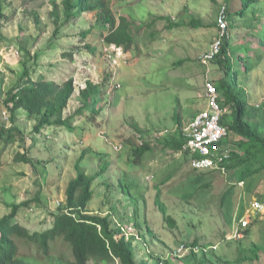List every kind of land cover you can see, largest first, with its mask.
Masks as SVG:
<instances>
[{"label":"rangeland","instance_id":"374dc122","mask_svg":"<svg viewBox=\"0 0 264 264\" xmlns=\"http://www.w3.org/2000/svg\"><path fill=\"white\" fill-rule=\"evenodd\" d=\"M107 1L117 22L120 17L131 22L129 49L97 42L96 26L102 23L97 11L67 22L62 0H0V125L15 129L14 142L0 143V218L9 213L11 204L28 202L15 221L29 231L50 228L66 186L76 176L74 165L83 154L84 160L78 163L87 174L105 168L93 184L94 199L88 209L109 215L115 227L123 226L132 234L127 238L135 239L132 251L137 264H264V251L258 252V260H239L251 256L254 245L264 249V215L255 218L245 238L227 240L248 203L264 199V148L255 146L248 152L237 145L242 138L231 134L232 148L242 161L224 177L192 170L186 152H173L161 146L163 138H157L164 131H169L165 137L173 135L177 126L184 127L198 109L205 108L199 76L205 67L199 57L219 37L216 18L226 0ZM246 13L226 18L230 62L240 72L234 90L247 95L246 120L264 136V104L256 107L262 90L255 96V74H244V64L251 69L256 65L264 80V0ZM162 17L182 25L169 29ZM193 19L205 27L188 26ZM83 32L88 33L84 41ZM87 46L96 48L95 53ZM26 52L38 57L26 64L34 76L42 75L56 85L72 78L75 90L63 111L64 118H74L72 130L35 132L36 119L23 110L11 122L5 100L23 72ZM179 61L183 62L177 65ZM210 67L215 82L222 72L215 63ZM87 82L101 87L97 119L90 110L74 115L81 106L79 92ZM111 85L119 88L110 90ZM131 131H140L150 147L138 163L131 139L121 151L111 147ZM246 169L260 172L241 183ZM231 187V195L224 196ZM155 199L174 221L173 228ZM195 242L217 248L208 254L172 256L179 245Z\"/></svg>","mask_w":264,"mask_h":264},{"label":"trees","instance_id":"16d2710c","mask_svg":"<svg viewBox=\"0 0 264 264\" xmlns=\"http://www.w3.org/2000/svg\"><path fill=\"white\" fill-rule=\"evenodd\" d=\"M259 1L262 0H226L225 16L226 18L246 16V11L250 6ZM109 4L110 2L107 0H62L67 22L79 14H90L97 11L101 13L99 22L102 21L101 25L96 26L97 42L102 41L107 45L129 49L133 41L130 34L131 22L127 17H120L117 22L112 16ZM160 20L166 21L169 28H179L182 25L181 23H172L170 19L166 18ZM99 22L97 24H100ZM187 25L194 29L205 27L200 20L196 19L190 20ZM86 32L89 33V31ZM88 33H81L82 41L86 40ZM228 46L227 39H224L220 53L213 62L222 72V77L216 82L213 81L220 96V104L230 111V114L222 122L230 135L242 138L243 141L237 144L239 147L248 152L251 147L261 146L264 148V136L258 131L255 124L246 120L247 95L242 90H234L240 72L231 65ZM87 48L92 54L96 51V48L92 49L90 46ZM25 54L27 59L22 63L23 72L19 76L18 82L8 92L5 100V105L10 108L8 109L11 114V122L14 123L16 113L23 110L28 116L36 119L35 132L40 133L47 129L72 130L70 124L74 118L63 117V111L67 108L75 90L72 78L62 85H56L42 75L34 76L26 64L33 59L37 61L38 57L37 55L32 57L29 52ZM182 62L179 61L176 64L180 65ZM250 71L251 67L244 64V74H248ZM100 89L99 84L86 83L85 88L79 92L81 106L75 111V116L90 110L93 117L97 119L100 113L95 110V106L97 98L100 96ZM14 132V127L6 130L4 126L0 125V143L7 145L14 142ZM184 142V137L177 130L169 137L163 136L160 144L174 152H179ZM149 148L147 143L140 147L135 146L133 151L136 157L135 162L140 161ZM19 158L21 161H25V156ZM83 158L82 154L74 165L76 176L68 182L64 194L65 199L53 213L50 228L42 231H29L15 221L19 211L27 207L28 202L9 206V213L0 218V264H90L91 262L93 264H137L135 253L132 251L134 237L127 238L121 229L123 226L115 227L109 215L92 214L88 210V204L94 199L93 184L105 171V168L95 175L89 176L79 168L78 162ZM240 159L238 153L233 150L231 160L227 164L229 171L230 169L235 170L233 169L234 165L241 162L242 159ZM259 172L260 170L252 172L246 169L241 173L239 182H245L246 177ZM232 188L226 191L224 196L231 195ZM155 205L164 215L169 227L173 228L174 221L165 215V208L160 205L158 199H155ZM194 244L196 245V242ZM259 251H264V249L254 245L250 249L251 256H244L239 260H258ZM241 255L243 256V253Z\"/></svg>","mask_w":264,"mask_h":264},{"label":"built area","instance_id":"2783aa9c","mask_svg":"<svg viewBox=\"0 0 264 264\" xmlns=\"http://www.w3.org/2000/svg\"><path fill=\"white\" fill-rule=\"evenodd\" d=\"M217 30L219 37L214 41L209 49L202 53L199 57V63L209 69L211 63L219 55L221 46L224 39L229 37L228 23L225 16V5L219 10L216 18ZM124 60V58H122ZM119 88V85H111L110 90ZM203 98L205 101V108L200 111L193 119H191L184 127H176L184 137L185 142L181 150L187 153L188 161L192 170L197 172H215L224 177L229 174L227 164L231 160L233 153L232 139L228 129L223 124V119L230 114L227 107L221 106L220 96L217 92L215 84L209 79L205 78L203 82ZM2 100L0 99V106ZM5 115V112H3ZM169 134V131L160 133L158 139ZM145 136V135H144ZM133 140L134 145L140 147L148 142L147 138L139 132H133L129 137ZM154 140V139H153ZM125 140L120 143L113 144V150L118 152L124 147ZM264 215V200L252 199L244 208L242 216L236 219L231 235L227 237L228 241L241 240L247 236L246 232L251 223L257 217ZM121 227L120 225H117ZM125 236H132L130 232H125L121 227ZM217 247L194 244H181L176 248L173 257L181 258L185 255L208 254L210 251L215 250Z\"/></svg>","mask_w":264,"mask_h":264},{"label":"crops","instance_id":"0c3cea01","mask_svg":"<svg viewBox=\"0 0 264 264\" xmlns=\"http://www.w3.org/2000/svg\"><path fill=\"white\" fill-rule=\"evenodd\" d=\"M226 6V5H225ZM162 18H166V19H168V17H162ZM169 27V26H168ZM173 28V27H172ZM169 29H171V28H169ZM228 29H229V25H228ZM261 42V41H260ZM244 48V47H243ZM207 51V50H206ZM262 57H264V55L262 56ZM260 60V59H259ZM258 60V61H259ZM212 64V63H211ZM210 64V65H211ZM258 68L259 67H257L256 65H254L253 66V68L251 69V71L249 72V73H251V72H254L253 74H255V86H254V88L252 89V90H254L255 92H256V94L254 93V91H252L253 92V94L256 96H258L259 94H260V90H262V95H263V97H261L260 99H259V101H258V104L256 105V107L257 108H259L261 105H263L264 104V89H262L261 88V82H264V80H263V78H262V73H260V71H258ZM248 73V74H249ZM213 75H214V71H213V69L209 66V69L208 70H206V68H205V70H202V71H199V76H200V79H201V85H203V82H204V80H205V78H209L212 82H213V80H214V78H213ZM191 79V81H192V78H190ZM257 80V81H256ZM263 80V81H262ZM216 82V81H215ZM202 97V96H201ZM249 97H251V96H249ZM203 98V97H202ZM204 100V99H203ZM204 105H205V101H204ZM203 110V108H200V109H198V111L200 112V111H202ZM198 112V113H199ZM198 113H196V114H194L193 116H192V118L191 119H193ZM190 119V120H191ZM263 119H264V115H263ZM189 120V121H190ZM134 131H131L130 133H129V135H128V137H125L123 140H125V144H126V141L127 140H129V139H131V138H129L131 135H132V133H133ZM136 132V131H135ZM231 136V135H230ZM131 141L133 142V140L131 139ZM115 143V142H114ZM114 143H111V147L113 148V144ZM134 143V142H133ZM148 145H149V143H147ZM114 151V150H113ZM174 152V151H173ZM147 153V152H146ZM145 153V154H146ZM144 154V155H145ZM142 157H144V156H142ZM83 160H84V158H83ZM82 160V161H83ZM141 160H142V158H141ZM86 173V172H85ZM87 174V173H86ZM96 174V173H95ZM94 174V175H95ZM87 175H89V176H93V175H91V174H87ZM241 183H243V182H241ZM240 186V185H239ZM264 200V199H263ZM89 210V209H88ZM138 210V209H137ZM136 210V211H137ZM128 215H131V211L129 210L128 212Z\"/></svg>","mask_w":264,"mask_h":264}]
</instances>
